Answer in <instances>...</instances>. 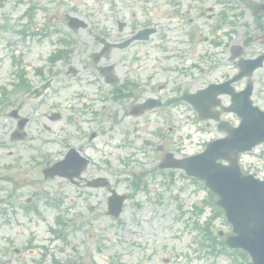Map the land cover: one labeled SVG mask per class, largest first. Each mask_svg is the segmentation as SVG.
<instances>
[{"label": "flooded vegetation", "instance_id": "obj_1", "mask_svg": "<svg viewBox=\"0 0 264 264\" xmlns=\"http://www.w3.org/2000/svg\"><path fill=\"white\" fill-rule=\"evenodd\" d=\"M5 1L0 0V8ZM26 3L28 23L42 13L53 30L61 31L62 26L71 36L79 37L81 30L91 27L85 43L97 46L89 55L91 60H47L43 68L32 70L35 81L30 85L51 80L50 88L42 96V109L47 108L41 124L43 169L63 161L70 151L88 160L79 177L44 180L76 191L73 193L76 198H69V203L87 196L85 192H108L89 189L87 183L108 178L106 159L113 138L120 137V149L125 150L131 140L136 147L138 136L146 135V139H140L142 144L163 159L167 153L166 143L163 145L167 114L177 108L193 110L184 98L231 80L240 72L241 60H262V66L251 78L222 90L240 93L252 83V103L264 105V93L261 96L254 91L256 82L264 85V0H94L91 7L97 9L82 13L79 0H26ZM130 7L138 15L128 16ZM72 18L84 21L86 27L71 30L68 23ZM144 30L151 32L147 41H133L125 49L117 47ZM67 41H71L69 36L64 43ZM105 43L111 46L107 55L93 60V54L100 52ZM236 48H241V57H237ZM259 72L263 76H258ZM60 76L63 81H57ZM44 77L49 78L43 81ZM147 102L151 109L137 118L147 121L152 117L154 129L148 133L147 128L135 126L124 132L120 126L127 118L133 119L132 109ZM200 106L207 117L232 125L236 122L231 114L225 119L224 109L231 106L228 94L211 92ZM210 124L217 130L218 123L204 122L207 129ZM66 169L75 171V165L69 163Z\"/></svg>", "mask_w": 264, "mask_h": 264}, {"label": "rangeland", "instance_id": "obj_2", "mask_svg": "<svg viewBox=\"0 0 264 264\" xmlns=\"http://www.w3.org/2000/svg\"><path fill=\"white\" fill-rule=\"evenodd\" d=\"M92 1L94 0H79L81 13L86 9H97L96 6L91 7ZM12 10L11 6H6L1 10V14H11ZM22 11V8L17 9L16 15ZM131 13L138 15V11L132 10L130 7L127 15L130 16ZM128 16H124V18L130 20ZM81 17H83L82 14ZM63 32H66L65 29ZM90 35V31L81 32L79 35L83 42L78 44L81 53L74 54L77 60H88L89 52L94 49L92 43H85ZM8 44L13 46L9 47ZM30 49L31 51L27 44L19 41L18 37L13 43L8 35L0 33V84L7 86L8 90H13V87L10 86V82L13 80L10 75L11 60H30L32 62L44 60L47 53L40 58L41 53L49 50L45 43L39 46L32 44ZM22 100H24L22 113L32 117L29 133L32 140L36 141L18 143L15 146L10 145L8 134L12 124L6 118L5 112H2L3 115L0 117V175L11 178L12 183L0 179V191H10L14 182L22 183L27 179L39 177L37 172L29 173L28 178L8 169L11 161L15 159H23L20 164L22 168H26L28 157L36 155L40 150L38 132L41 130V112H36V109L32 110L34 106L30 107L31 101H27L22 95H12L10 102L4 106H14ZM145 122L149 125L146 126ZM135 126L138 129L147 128L145 131L149 133L154 128V123L152 117L147 121L146 118H127L120 128L132 130ZM195 129V127L191 128L193 132H196ZM189 132V129H180L177 134H182L185 137ZM205 137L209 136L205 135ZM196 140L197 138L193 142L186 140V144L180 148L179 155L198 151L200 145L195 142ZM118 141L119 138L113 140V149L108 157L110 164L112 163V169H114L110 174V179L118 192L129 193V177L120 175L116 170L119 168L118 160H124L136 147L130 145L127 149L120 150L116 148ZM9 153H12L13 157H8ZM138 158L139 156L135 157L136 160ZM240 161L245 167L244 169L251 173L257 172L258 176L264 175V152L262 149L241 157ZM138 162L143 163V161ZM136 167L135 172H140L141 167L138 165ZM174 174L176 175L174 184H171L170 187L160 185L156 181L158 178H148L146 192L141 191L135 194L124 205L121 219L116 222L105 215L104 205L94 206L93 211L89 209L90 204L99 203V194H96V197L90 199L88 203L79 201L75 206L68 207L70 211L67 218L71 219L76 216L74 225L77 230L69 227L66 231L67 237H64L63 240H56L51 232V230H63L54 220L58 212L49 211L40 206L41 217L21 215L19 204L29 196L34 188L32 185L27 186L23 183L19 188V193L22 194L21 200L13 202L10 208L2 206L8 209V214L6 218H0V248L9 247L5 244L4 240L6 239L13 243L12 249L19 251L18 255L10 254L11 261L5 264L38 263L42 260L44 247L48 251L44 264H51V257H55L60 264H68L70 258H80L83 264H91L90 261L95 264H110V257L113 255L122 256L124 264H143V258L147 254L154 255L150 264H227V260L224 258L208 257L205 253L203 255V252L198 251L195 239L199 238L200 232L194 229L188 230L189 226L194 224V219L199 220V223L202 224L211 213L209 207L198 219L190 213L193 206H200L201 202L207 198L206 190L198 181L185 180L181 175ZM65 191L73 197L69 190ZM0 195L2 196L1 192ZM158 196L160 200L157 202ZM136 204L140 206L136 207ZM181 208L185 214L178 217ZM8 218H11V221H8ZM212 230L215 234L221 232L223 237L224 234L230 232V227L222 216L213 222Z\"/></svg>", "mask_w": 264, "mask_h": 264}, {"label": "water", "instance_id": "obj_3", "mask_svg": "<svg viewBox=\"0 0 264 264\" xmlns=\"http://www.w3.org/2000/svg\"><path fill=\"white\" fill-rule=\"evenodd\" d=\"M261 141H264V115L256 114L241 126L240 136L236 134L226 145H210L187 166L190 174L204 179L220 197L218 204L225 209L238 235L228 240L230 246L249 250L256 264H264V185L241 177L235 159L228 168L216 165L215 159L222 157L225 147L245 151Z\"/></svg>", "mask_w": 264, "mask_h": 264}]
</instances>
